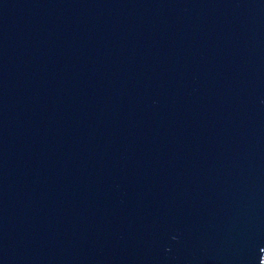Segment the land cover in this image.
I'll return each instance as SVG.
<instances>
[{
    "label": "water",
    "instance_id": "95a60500",
    "mask_svg": "<svg viewBox=\"0 0 264 264\" xmlns=\"http://www.w3.org/2000/svg\"><path fill=\"white\" fill-rule=\"evenodd\" d=\"M0 264H264V0H0Z\"/></svg>",
    "mask_w": 264,
    "mask_h": 264
}]
</instances>
